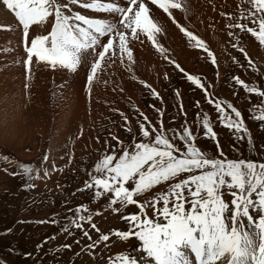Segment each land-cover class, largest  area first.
Here are the masks:
<instances>
[{
  "label": "snow or ice",
  "instance_id": "6c2138e0",
  "mask_svg": "<svg viewBox=\"0 0 264 264\" xmlns=\"http://www.w3.org/2000/svg\"><path fill=\"white\" fill-rule=\"evenodd\" d=\"M241 3L247 5L240 12V19L245 23L238 20L226 27L250 34L264 47V0H241ZM0 5L14 14L22 28L26 80L34 58L35 62L44 63L53 70L72 72L82 64L90 63L86 78L90 95L100 72L117 62L124 64L125 60L130 65L135 64L131 42L144 44L147 40L187 81L203 91L205 100L217 113L215 120L207 112L196 113L199 119L196 127L205 139L213 142L215 154L197 146V137L186 119L187 113L178 89L174 90V95L179 102V113L185 117L179 128L165 129L164 109L153 104L149 107L159 116V128L137 108L141 117L137 121L138 137L133 136L125 146L123 140L110 133L111 139L116 141L115 146H110L108 140L104 141L103 152L87 171L88 178L76 192L91 193L92 203L105 201L113 213L120 215L126 230L101 232L94 222V217L102 214L100 209L93 211L83 203L68 208L67 211L72 214L69 224L91 241L81 252L95 255L101 244L107 248L108 242L116 237L122 242L135 239L137 244L130 250L109 255L107 264H264V157L253 159L240 155L237 159L228 158L214 130L216 122L233 133L235 138L246 140L253 154L258 155L241 111L231 102L216 98L210 91L211 84H206L200 76L189 74L179 63L171 60L166 55L168 49L157 39L163 29L151 14L153 9L150 6L167 14L189 41H194L191 46L203 49L211 64L217 65V58L207 44L180 25L173 16L172 10L186 11L182 0H0ZM84 10L92 15L85 14ZM221 15L232 18L231 14ZM44 26H48L47 34L30 38L31 28ZM228 35L235 36L236 43L232 47L237 48L247 62L245 65L232 57L233 63L258 72L248 52L239 46V36L232 31ZM163 78L169 79L167 72ZM133 79L137 78L133 76ZM232 81L245 93L259 98L258 103L250 104L248 111L250 118L258 121L260 130L264 132V89L255 82H246L239 75H233ZM139 83L153 98L162 101L160 93L151 84L143 80ZM28 87L26 83L25 88ZM196 107L199 108V101ZM114 111L119 112L124 121L121 127L132 133L128 117L119 109ZM82 135L83 130L80 132ZM259 147L264 149V145ZM234 150L239 153L235 146ZM2 159L15 165L16 170L11 174L24 180L22 187L25 191L36 187L34 180L50 175L47 168L43 169L42 177L40 167L13 161L8 156ZM48 161L49 155L45 153L41 163ZM72 163L70 154L68 164L63 168L58 169L53 161L52 171L62 173ZM159 185H166V188L155 191ZM226 193L231 197L230 201L226 200ZM129 206H135L138 211L127 212ZM32 222L25 219L18 221L19 224ZM58 222L55 218L35 221L36 224ZM91 230L98 234L95 241L90 235ZM6 231L11 233L13 229ZM61 232L75 235L67 224L62 226ZM48 241L46 237L38 244L37 251ZM74 243L79 245L81 240L76 239ZM72 247V244L65 243L56 250L71 251ZM32 255L31 252L24 253L26 258ZM76 255L79 256L80 252ZM0 264L7 262L0 259Z\"/></svg>",
  "mask_w": 264,
  "mask_h": 264
},
{
  "label": "rangeland",
  "instance_id": "374dc122",
  "mask_svg": "<svg viewBox=\"0 0 264 264\" xmlns=\"http://www.w3.org/2000/svg\"><path fill=\"white\" fill-rule=\"evenodd\" d=\"M229 1L234 0H183L186 11L172 10L173 16L180 25L192 31L207 44L210 51L215 52L213 53L217 58L216 66L211 64L203 49L191 46L194 41L190 42L184 33L172 23L167 14L163 13L162 10H157L155 6L150 7L153 9L151 14L163 29L162 40L159 37L157 39L168 49L166 55L185 67L188 73L190 71L192 75L200 76L206 84H211L210 91L216 98L231 102L241 111L245 124L250 129L253 141L257 146L258 155L253 154L246 140L235 138L233 133L216 122L214 130L218 133V139L228 158L237 159L242 155L246 158L257 159L264 157V149L259 147L264 145V132L259 128V122L250 118L248 110L250 104L259 102V98L254 94L245 93L239 86H234L232 77L239 75L246 82H255L264 89V47H261L259 42L250 34L240 32L239 29L226 27L230 23L223 20L227 16H222L221 13L227 14L229 12L228 14H232L231 16L235 17V20H230L231 23H236L238 20L245 23L240 19V12L244 6L247 7L245 4H240L242 10L235 11L236 5L230 7ZM0 9L8 11L2 5ZM211 10L213 12L218 11V15L220 14L214 21L209 19L205 23L206 25L212 21V25L204 26V28L203 25H198L193 16ZM10 17L11 19L14 18L12 15ZM222 21H224L223 24H221ZM7 23L10 24V22ZM16 24L18 23L16 22ZM170 26L172 29L175 27L184 38L186 37L180 40L181 47L178 46L179 42L173 35L174 29L171 30ZM1 28H5L3 24H0ZM11 30L12 28L5 31ZM229 31L239 36V46L244 47L245 51L248 52L249 57L258 67V72H253L248 67H239L233 63L232 57H236L245 65L247 62L244 60L243 54L237 48L232 47V44L236 43V39L235 36L228 35ZM183 45L184 47H182ZM130 46L133 48L135 64L130 65L125 60L124 64L117 62L113 67L105 69L106 72L105 70L100 72L99 80L93 83L90 95L88 90L85 91L86 72L89 70L90 63L82 64L77 71L72 72L66 69L50 70L47 66L39 65L40 63L35 62L34 59L31 72L28 74L29 78L26 80L24 64H13L11 61L13 58L8 57L7 59L6 55L5 57L1 56L0 76L5 77L3 79H9V84L11 82L10 85H14L17 92H21V96L20 92L18 96L22 97L18 98L16 94L12 102L15 103L16 101L18 104L15 106L12 104V108H6L5 116L0 117V259L6 261L7 264H107L109 255L130 250L132 246L137 244L135 239L122 242L113 237L108 242V247L104 248L101 244L96 249L95 255L81 252V249L91 241L83 237L79 230L69 224L72 214L67 211L68 208H74L78 204H87L93 211L96 209L102 211L101 215L94 217V222L101 229V232L107 233L111 229L126 230V224L121 221L120 215L113 213L105 201L92 203L91 193L76 192V189L82 187L83 181L88 178L87 171L91 169L98 155L103 152L104 141L108 140L110 146H115L116 141L111 139L110 133L123 140L125 146L133 136L138 137L137 121L141 117H139L137 108L147 115L158 128L159 116L149 105L155 104L156 108H163L165 129H177L185 120V117L179 113V102L174 95V90L178 89L184 110L187 113L186 119L195 131L197 146L210 154L216 153L213 142L205 139L201 135V130L196 127L199 124L197 112H207L213 120L217 116L214 107L205 100L203 91L175 70L174 65L165 60L150 41L145 40L144 44L133 41ZM2 50L0 43V52ZM17 51L19 58H24L20 46H18ZM189 51L193 54L191 62L186 59ZM3 52L4 50L1 53L3 54ZM129 67H131V71H129ZM109 70L114 72H109ZM165 72L168 73V80L163 78ZM133 76L137 79H133ZM18 79L21 82H17ZM140 80L151 84L160 93L163 98L162 101L153 98L148 90L139 83ZM26 83L29 85L27 89L24 88ZM121 88L124 89L123 92L120 91ZM197 101H199V108L196 107ZM79 106L83 107L81 109L82 119L72 115L71 122L65 119L62 128L59 129L57 117L63 115L62 111L73 113V108H80ZM114 109H119L128 117L129 126L133 130L132 133L121 127L124 121L119 112L114 111ZM32 110H39L41 118H36L35 115L32 117ZM24 114L25 117L23 118ZM173 117H175V121H173ZM13 119H20L19 121H24L34 127V132H31L32 137L29 138V135L25 136V139L23 137V142L14 144L15 146L3 142L7 135L14 139L17 138L18 133L15 134L13 129L7 127L11 125L10 122ZM65 129L68 130L65 131ZM81 130H83L82 136H80ZM19 135L21 136V134ZM20 136L18 139L21 138ZM78 136H80L79 139H77ZM97 137H99V142H97ZM234 146L239 149V153L234 150ZM45 153L49 155V161L42 164ZM70 154L73 157V163L68 165L62 173L53 172L52 162H55L58 169L63 168L68 164V155ZM3 156H8L13 161L30 163L34 167H40L42 177L43 169L47 168L50 175L43 179L34 180L33 183L36 187L31 191H25L22 187L24 180L20 176L14 177L11 174L16 170L15 165L4 161ZM61 157L64 158L61 159ZM5 168L8 169L7 172L4 171ZM57 185L60 187L58 188ZM165 188L166 185H159L155 191H163ZM73 192L76 194L72 195ZM225 198L228 201L231 199L227 193ZM126 211L135 212L138 209L135 206H129ZM45 218H55L59 222L56 224L35 223V221ZM21 219L33 222L19 224L18 221ZM66 224L69 225V230L75 233L74 236H68L67 233L61 232L62 226ZM85 227L87 228L88 225L85 224ZM9 228L13 229L11 233L6 231ZM90 235L93 237V241L98 239V234L94 230L90 231ZM46 237L49 238L48 243L37 251L36 246ZM52 237L55 239H51ZM76 239L81 240L79 245L74 243ZM65 243L73 245L71 251L61 250L57 252V247ZM26 252H31L33 255L26 258L24 256ZM78 252H80L79 256L76 255Z\"/></svg>",
  "mask_w": 264,
  "mask_h": 264
},
{
  "label": "bare ground",
  "instance_id": "6f19581e",
  "mask_svg": "<svg viewBox=\"0 0 264 264\" xmlns=\"http://www.w3.org/2000/svg\"><path fill=\"white\" fill-rule=\"evenodd\" d=\"M183 1V0H182ZM227 4V3H226ZM240 4H242L241 3V0H234V1H229V3H228V5L231 7V6H235L236 5V7H237V9L235 8V11L236 10H242L241 8H240ZM202 5V4H201ZM244 5V4H243ZM193 6V5H192ZM221 6V5H220ZM227 6V5H226ZM225 6V7H226ZM212 7V6H211ZM0 8H1V5H0ZM213 8V7H212ZM244 8H246V6H244ZM215 9V8H214ZM216 10V9H215ZM214 10V11H215ZM218 10V9H217ZM202 12V11H201ZM229 13V12H228ZM227 13V14H228ZM236 14V13H235ZM220 15V14H219ZM218 11H215V12H213V10H211V11H208V12H206V13H204V14H201V15H194L193 16V18L198 22V25H200V26H202L203 25V28H204V26H206V27H208L209 25H212V21H214L218 16ZM232 15V14H231ZM11 14L8 12V11H2L1 9H0V24H3V26L5 27V28H12V30L11 31H5V30H3V28H1L0 29V43H1V48L4 50V52H3V54L0 52V58H1V56H4L5 57V55L7 56V59H8V57H10V58H13L11 61H12V63L13 64H16V63H20V64H22L23 65V61H22V57L21 58H19V56H18V51H17V48H18V46H20V44H19V39H20V37H21V29H20V27H19V25L18 24H16V20H14V18H12L11 19ZM162 18V17H161ZM212 18V19H211ZM212 20L210 23H207L206 25H205V23L208 21V20ZM13 20H14V23H12L13 22ZM223 20H225V21H228L229 23H231V21L230 20H235V17H232L231 19H229L228 17L227 18H224ZM236 20H238L237 18H236ZM7 22H10V24L8 25V23ZM223 22L224 21H222V23L221 24H223ZM170 23V22H169ZM219 23V22H218ZM172 24V23H171ZM6 25V26H5ZM7 25H8V27H7ZM194 25V24H193ZM172 26H174L173 24H172ZM176 26V25H175ZM171 27V26H170ZM174 29V30H173ZM173 29H172V27H171V30H173V35L174 36H176V38H177V40H178V42H179V44H178V46H180V44H181V41L180 40H182V39H185L184 38V36L178 31V30H176L175 29V27H173ZM47 31V26H44V27H33V28H31L30 29V34H32V35H37V34H43V33H45ZM169 31V30H168ZM206 31H207V29H206ZM171 32V31H170ZM217 34V33H216ZM208 35V34H207ZM172 36V35H171ZM6 42V43H5ZM21 47V46H20ZM181 47V46H180ZM182 47H184V45L182 46ZM9 48H11V49H9ZM179 52H182V51H179ZM188 53V56H187V54L184 52V54H185V56H187L186 57V59L188 60V61H190L191 60V57L193 56V54L189 51V52H187ZM22 54L24 55V52H23V50H22ZM182 54V53H181ZM184 56V57H185ZM191 62V61H190ZM6 63V62H5ZM11 63V64H12ZM191 64V63H190ZM21 65V66H22ZM39 65H41V66H44V67H48V65H44V64H39ZM20 66V67H21ZM1 68V67H0ZM50 69V68H49ZM6 70V69H5ZM51 70V69H50ZM9 72V71H8ZM44 74V73H43ZM46 74V73H45ZM49 74V73H48ZM39 75V74H38ZM6 76V75H5ZM20 76V75H19ZM45 76H47V75H45ZM3 78H5V77H1L0 76V105H1V112H0V117H4L5 116V113H6V108H8L9 109V107H13L12 106V104L15 106V105H17L18 103L15 101V103H13L12 102V99H13V97H15V95L17 94V96H18V94H19V92L20 91H18L17 92V89H15V87H14V85L12 86V85H10L11 84V82H10V84H9V79H3ZM6 78H8L7 76H6ZM17 82H21V80H17ZM17 82H15V83H17ZM130 82V81H129ZM24 83V82H23ZM22 83V84H23ZM17 84H19V83H17ZM132 84V83H131ZM20 85V84H19ZM134 85V84H133ZM24 87V86H23ZM134 87V86H133ZM25 88V87H24ZM34 91V90H33ZM34 94V93H33ZM46 94V93H45ZM37 95V94H36ZM20 96H21V92H20ZM20 96H18V98L20 97ZM17 98V99H18ZM20 98H22V97H20ZM14 100V99H13ZM20 101L22 100V99H19ZM18 101V100H17ZM69 101V100H68ZM67 101V104L69 103ZM19 102V101H18ZM19 103H21V102H19ZM46 103V102H45ZM74 104V103H73ZM60 105V104H59ZM64 105H65V103H64ZM83 105V104H82ZM81 105V106H82ZM49 106V105H48ZM81 106H79L80 108H73V113L71 112V113H66L65 111H62V114H60V115H62L61 117L60 116H58L57 117V124L59 123V129H61L62 127V124L65 122V119L68 121V122H71L70 120V118L72 117V115H74L75 117H80L81 119H82V114H81V109L83 108V107H81ZM57 107V106H56ZM16 108V107H15ZM43 108V107H42ZM65 108H67V107H65ZM7 109V110H8ZM59 109V108H58ZM40 110H41V108H40ZM102 110V109H101ZM42 111V110H41ZM44 111H45V109H44ZM43 111V112H44ZM68 111H70L69 109H68ZM55 113V112H54ZM56 113H58V112H56ZM39 115V116H37V115ZM35 115V116H34ZM48 115V114H47ZM12 116V115H11ZM22 116V115H21ZM31 116L33 117H38V118H41L40 117V111L39 110H32V112H31ZM25 117V114L23 115V118ZM49 117V116H48ZM60 117V118H59ZM8 118V117H7ZM28 118V117H27ZM43 118V117H42ZM102 118V117H101ZM22 119V118H21ZM47 119V118H46ZM20 119H18V120H15V119H13V121L12 122H10L11 123V125L10 126H7V127H9V128H11V129H13V131H14V133L15 134H17V138L16 139H14L13 137H10L9 135H7V138L6 139H4L3 140V142H6V144H8V145H14V144H20L21 143V141L23 142V140L25 139V136L27 137V135H29V138H30V136L32 137V134H31V132H34V127L33 126H31V125H29V123L28 124H26L24 121H19ZM78 120H80V119H78ZM26 121V120H25ZM33 121H34V119H33ZM42 121V120H41ZM55 121V120H54ZM74 121H76V120H74ZM48 122V121H47ZM79 122V121H78ZM78 122H76V123H78ZM13 123V124H12ZM36 123V122H35ZM43 123V122H42ZM73 123V122H72ZM7 125H8V123H6ZM39 124V123H38ZM35 126V125H34ZM66 130H68V129H65V131ZM63 133H65V132H63ZM19 134H21V136L19 135ZM31 134V135H30ZM21 137L20 139H18V137ZM23 137H24V139H23ZM58 138V137H57ZM15 146V145H14Z\"/></svg>",
  "mask_w": 264,
  "mask_h": 264
},
{
  "label": "built area",
  "instance_id": "2783aa9c",
  "mask_svg": "<svg viewBox=\"0 0 264 264\" xmlns=\"http://www.w3.org/2000/svg\"><path fill=\"white\" fill-rule=\"evenodd\" d=\"M108 68H106V70H107ZM106 70H105V72H106ZM109 72H114V71H112V70H109Z\"/></svg>",
  "mask_w": 264,
  "mask_h": 264
}]
</instances>
